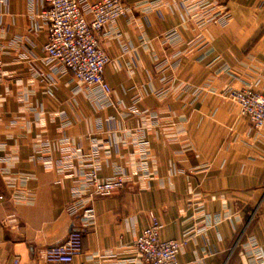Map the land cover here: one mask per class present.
I'll return each instance as SVG.
<instances>
[{
	"label": "crops",
	"instance_id": "crops-1",
	"mask_svg": "<svg viewBox=\"0 0 264 264\" xmlns=\"http://www.w3.org/2000/svg\"><path fill=\"white\" fill-rule=\"evenodd\" d=\"M77 1L91 20L97 0ZM121 1L128 14L100 37L102 103L39 60L41 0H0V264H46L74 228L71 264H130L153 218L161 241L182 243L179 264H258L264 127L229 96L264 93V0ZM92 167L101 182L124 173L125 187L96 196L86 220L70 207Z\"/></svg>",
	"mask_w": 264,
	"mask_h": 264
},
{
	"label": "built area",
	"instance_id": "built-area-1",
	"mask_svg": "<svg viewBox=\"0 0 264 264\" xmlns=\"http://www.w3.org/2000/svg\"><path fill=\"white\" fill-rule=\"evenodd\" d=\"M184 3V2H183ZM40 17L47 24V39L42 46L41 60L49 72L58 78L67 74L86 88L88 97L99 96V102L110 101L111 88L103 73L109 59L100 44V37L105 25L125 17L129 9L121 0H97L91 6V20L81 12L77 0H41ZM2 51L0 45V84L2 75ZM39 76L32 68L31 74ZM230 99L246 118L252 129L260 132L264 127V93L251 88L233 90ZM98 168L92 167L86 179L90 192L85 197L75 194L70 211H82L86 220L95 216L92 200L96 196H110L125 187V174L99 181ZM160 222L153 218L133 242L136 258L130 264H179L178 253L182 243L177 240L161 241ZM82 251V234L79 229L70 230L64 242L46 248L41 254L46 264H71ZM258 264H264L263 256L255 254ZM17 260L14 264H17Z\"/></svg>",
	"mask_w": 264,
	"mask_h": 264
}]
</instances>
